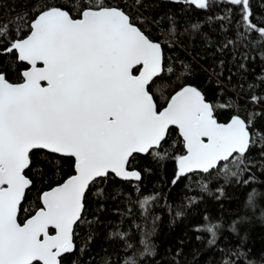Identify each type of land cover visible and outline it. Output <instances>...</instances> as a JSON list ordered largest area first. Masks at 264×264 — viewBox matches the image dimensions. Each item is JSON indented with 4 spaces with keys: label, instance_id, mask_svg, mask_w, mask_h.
<instances>
[{
    "label": "snow or ice",
    "instance_id": "obj_1",
    "mask_svg": "<svg viewBox=\"0 0 264 264\" xmlns=\"http://www.w3.org/2000/svg\"><path fill=\"white\" fill-rule=\"evenodd\" d=\"M168 2L206 12L228 5L221 15L209 16L225 36L235 25L236 35L225 38L217 51L230 53L239 69L255 59L253 34L264 42V21L256 22L252 0ZM134 3L144 6L145 0ZM17 67L19 82H11L9 74ZM172 71L164 45L126 11L104 0H80L74 7L37 3L14 20H0V264H63L65 256L82 252L75 237L76 229L87 222V193L113 176L140 181L137 156L169 158L163 145L173 127L184 146V154L174 157L178 167L170 181L173 187L197 173L208 179L223 174L226 181L235 177L248 184L255 177L241 179L243 174L264 170V135L257 139L253 132L255 114L248 120L234 115L230 122L220 123L215 108L230 107L231 102L214 106L189 85L174 91L166 106L158 104L154 90L160 93L168 87L161 82ZM251 99L264 104V96L254 94ZM34 150L69 160L75 174L43 192L40 206L21 222L19 213L27 211L22 201L32 185L26 170L32 166ZM199 187L209 192L208 180ZM217 191L223 195L222 188ZM102 194L101 188L98 195ZM254 195H249V206ZM156 200L155 195L146 196L141 207ZM174 215L182 217L184 211ZM219 227L208 224L196 231L208 232V245L216 246ZM231 231H237L235 223ZM141 243L151 253L148 242ZM182 255L178 248L174 264Z\"/></svg>",
    "mask_w": 264,
    "mask_h": 264
},
{
    "label": "trees",
    "instance_id": "obj_2",
    "mask_svg": "<svg viewBox=\"0 0 264 264\" xmlns=\"http://www.w3.org/2000/svg\"><path fill=\"white\" fill-rule=\"evenodd\" d=\"M104 2L126 11L147 35L164 45L167 66L173 71L161 82L168 87L160 93L154 90L158 104L165 106L174 91L185 85L193 86L214 106L231 102L230 107L215 108L219 122L228 123L234 115L248 120L255 114L253 132L257 139L264 135V104L251 99L254 94L264 96L261 84L264 42L253 34L251 54L255 59L245 62V69H239L230 53L217 51L225 38L236 35L235 25L225 36L219 22L209 20V16L221 15L228 5H217L206 12L168 0H145L144 6L136 5L134 0ZM37 3L74 7L80 0H0V20H14L30 12ZM252 5L256 22L264 21L261 7L264 0H252ZM233 18L238 19L235 9ZM194 24L200 27L193 28ZM17 71L18 67L9 74L11 82H19ZM163 150L169 157L163 161L137 156L135 168L142 173L140 181L122 182L113 176L106 183L92 187L87 193L84 212L87 222L76 229L75 242L83 251L65 256L63 264H125L129 259H134L135 264H174L178 248L183 249V255L177 264H225L226 261L227 264H264V220L261 219L264 170L257 168L243 174L241 179L255 177L248 184L238 183L235 177L226 181L223 174L208 179L197 173L173 187L170 181L177 170L174 157L184 154L182 140L175 129H171ZM253 157L259 159L258 153H253ZM32 161L30 170L26 171L32 186L22 204L27 211L19 213L21 222L40 206L43 192L75 174L69 160H60L45 151H34ZM205 180L211 194L200 190L199 185ZM101 188L103 194L98 195ZM220 188L223 195L217 191ZM252 193H255L253 204L249 206ZM151 195L157 196V200L150 207H141V200ZM177 210H183L184 215L175 217ZM155 217L159 219L154 224ZM234 223L235 233L231 231ZM208 224L220 225L216 246L208 245V232L196 231L197 227ZM197 236L202 239L197 240ZM142 240L148 242L151 253L145 251ZM129 244L131 248L127 247Z\"/></svg>",
    "mask_w": 264,
    "mask_h": 264
},
{
    "label": "water",
    "instance_id": "obj_3",
    "mask_svg": "<svg viewBox=\"0 0 264 264\" xmlns=\"http://www.w3.org/2000/svg\"><path fill=\"white\" fill-rule=\"evenodd\" d=\"M202 93V92H201ZM203 95V94H202ZM204 96V95H203ZM207 102V101H206ZM208 103H210V102H208ZM211 104V103H210ZM230 122V121H229ZM172 129H175L174 127L172 128ZM178 132V131H177ZM181 138V137H180ZM182 139V138H181ZM34 151H45L46 152V150H34ZM140 156H144V155H140ZM178 167V166H177ZM27 171V170H26ZM118 180H120V181H122V182H138V181H135V180H132V181H123V180H121V179H119V178H117ZM32 186V185H31ZM30 186V187H31ZM26 192H27V190H26ZM25 195H26V193H25ZM23 202H24V200L22 201V204H23ZM18 219H19V215H18Z\"/></svg>",
    "mask_w": 264,
    "mask_h": 264
},
{
    "label": "flooded vegetation",
    "instance_id": "obj_4",
    "mask_svg": "<svg viewBox=\"0 0 264 264\" xmlns=\"http://www.w3.org/2000/svg\"><path fill=\"white\" fill-rule=\"evenodd\" d=\"M213 105V104H212ZM166 106V105H165ZM219 122V121H218ZM221 123V122H220ZM176 130V129H175ZM177 131V130H176ZM178 133V132H177ZM182 140V139H181ZM183 143V142H182Z\"/></svg>",
    "mask_w": 264,
    "mask_h": 264
}]
</instances>
